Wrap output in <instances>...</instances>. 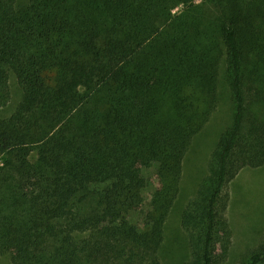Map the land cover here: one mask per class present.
Listing matches in <instances>:
<instances>
[{"label": "trees", "instance_id": "1", "mask_svg": "<svg viewBox=\"0 0 264 264\" xmlns=\"http://www.w3.org/2000/svg\"><path fill=\"white\" fill-rule=\"evenodd\" d=\"M222 74L234 114L182 212L176 264L228 258L226 186L264 166V0H0V108L21 91L0 116V264H164ZM242 264H264V240Z\"/></svg>", "mask_w": 264, "mask_h": 264}, {"label": "rangeland", "instance_id": "2", "mask_svg": "<svg viewBox=\"0 0 264 264\" xmlns=\"http://www.w3.org/2000/svg\"><path fill=\"white\" fill-rule=\"evenodd\" d=\"M182 8L183 5H180L175 11ZM11 87L13 100L10 106L0 108V116L8 114L19 99L20 89L15 83ZM219 87L215 109L204 127L193 137L183 158L179 192L164 226V240L160 250L164 264H176L189 258L188 238L181 224V215L188 199L207 173L211 153L220 135L232 122L233 97L223 74ZM147 170L151 168H145L143 172ZM146 190L148 195L150 186ZM226 192L229 193L227 217L232 237L229 239L228 258L220 264H242L250 251L264 240V166L242 168L227 184Z\"/></svg>", "mask_w": 264, "mask_h": 264}]
</instances>
